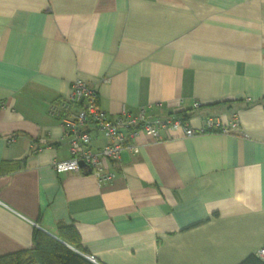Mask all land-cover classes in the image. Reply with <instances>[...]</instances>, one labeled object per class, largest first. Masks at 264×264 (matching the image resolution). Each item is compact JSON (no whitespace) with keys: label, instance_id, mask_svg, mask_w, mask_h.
I'll use <instances>...</instances> for the list:
<instances>
[{"label":"crops","instance_id":"1","mask_svg":"<svg viewBox=\"0 0 264 264\" xmlns=\"http://www.w3.org/2000/svg\"><path fill=\"white\" fill-rule=\"evenodd\" d=\"M81 79L111 116L191 109L231 133L139 134L115 178L59 172L51 102ZM193 101L201 106L192 108ZM94 145L105 139L91 130ZM13 137V141H8ZM0 255L74 225L100 264H238L264 246V0H0ZM12 167V165H9ZM58 238V237H57Z\"/></svg>","mask_w":264,"mask_h":264},{"label":"built area","instance_id":"2","mask_svg":"<svg viewBox=\"0 0 264 264\" xmlns=\"http://www.w3.org/2000/svg\"><path fill=\"white\" fill-rule=\"evenodd\" d=\"M199 106L198 101H193L192 108ZM47 110L59 121L62 138L67 141L68 157L53 160V169L57 173L89 171L99 185L115 178L116 172L109 166L119 160L123 150L138 152L135 140L139 134L160 141L163 133L177 130L189 137L214 129H219L220 133H231L238 129L236 115L228 122L205 116L198 126H192L190 118L183 120L174 114L148 116L146 107H139L135 113H131L122 106L116 115L111 116L99 105L96 88L81 79L72 81L66 96L51 102ZM92 129L105 139L102 145L93 144ZM8 141H13V137ZM256 255L264 263V246Z\"/></svg>","mask_w":264,"mask_h":264},{"label":"trees","instance_id":"3","mask_svg":"<svg viewBox=\"0 0 264 264\" xmlns=\"http://www.w3.org/2000/svg\"><path fill=\"white\" fill-rule=\"evenodd\" d=\"M188 120L191 117V109L180 110L171 113ZM170 115V114H169ZM209 133H220L219 129H214ZM7 164L0 167V172H5L15 168V164ZM9 165H12L9 166ZM57 237L75 248L79 252L86 254V250L81 246L80 238L74 225L59 222L57 224ZM0 264H96L81 256L74 250L64 245L59 240L42 230L34 228L31 235V247L12 253L0 255ZM100 264V263H98ZM238 264H264L256 254L247 255Z\"/></svg>","mask_w":264,"mask_h":264},{"label":"water","instance_id":"4","mask_svg":"<svg viewBox=\"0 0 264 264\" xmlns=\"http://www.w3.org/2000/svg\"><path fill=\"white\" fill-rule=\"evenodd\" d=\"M80 165L83 166V163L80 162ZM51 236L54 237L55 239L59 240V241L62 242L64 245H66V246L69 247L70 249L74 250L75 252H77V253L80 254L81 256H83V257L89 259L90 261L96 263L92 257H90V256H88V255H86V254H83V253L79 252L78 250H76L75 248L71 247L70 245H68L67 243H65L64 241H62L61 239H59V238H57V237H55V236H53V235H51ZM96 264H98V263H96Z\"/></svg>","mask_w":264,"mask_h":264}]
</instances>
